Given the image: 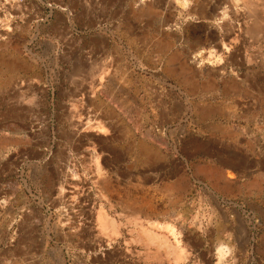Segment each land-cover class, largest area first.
Here are the masks:
<instances>
[{
	"label": "rangeland",
	"instance_id": "rangeland-1",
	"mask_svg": "<svg viewBox=\"0 0 264 264\" xmlns=\"http://www.w3.org/2000/svg\"><path fill=\"white\" fill-rule=\"evenodd\" d=\"M0 58V264H264V0H0Z\"/></svg>",
	"mask_w": 264,
	"mask_h": 264
},
{
	"label": "crops",
	"instance_id": "crops-1",
	"mask_svg": "<svg viewBox=\"0 0 264 264\" xmlns=\"http://www.w3.org/2000/svg\"><path fill=\"white\" fill-rule=\"evenodd\" d=\"M16 67H17V63L15 61H5L0 58V69H5V71L11 72V71H14ZM1 89H3V83L0 84V90ZM118 101L119 103L123 104L119 99ZM199 114L207 118L211 116L212 111H209L208 108H202V110L199 111ZM139 155L142 158V160H147V161H152V162L156 161L160 156L159 152L154 147L147 144L146 142H142L140 144Z\"/></svg>",
	"mask_w": 264,
	"mask_h": 264
},
{
	"label": "bare ground",
	"instance_id": "bare-ground-1",
	"mask_svg": "<svg viewBox=\"0 0 264 264\" xmlns=\"http://www.w3.org/2000/svg\"><path fill=\"white\" fill-rule=\"evenodd\" d=\"M13 64V63H12ZM15 64V63H14ZM148 147V146H147ZM220 253V252H219Z\"/></svg>",
	"mask_w": 264,
	"mask_h": 264
}]
</instances>
